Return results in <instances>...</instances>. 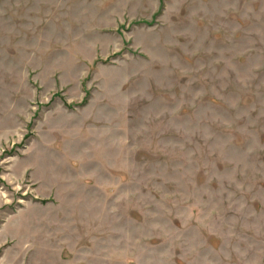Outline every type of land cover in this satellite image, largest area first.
Listing matches in <instances>:
<instances>
[{
  "label": "rangeland",
  "instance_id": "rangeland-1",
  "mask_svg": "<svg viewBox=\"0 0 264 264\" xmlns=\"http://www.w3.org/2000/svg\"><path fill=\"white\" fill-rule=\"evenodd\" d=\"M0 264H264V0H0Z\"/></svg>",
  "mask_w": 264,
  "mask_h": 264
}]
</instances>
